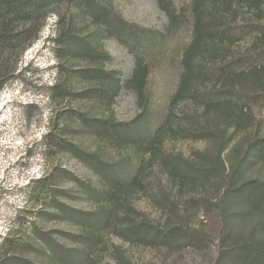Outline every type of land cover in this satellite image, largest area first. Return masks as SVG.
<instances>
[{
  "label": "trees",
  "instance_id": "1",
  "mask_svg": "<svg viewBox=\"0 0 264 264\" xmlns=\"http://www.w3.org/2000/svg\"><path fill=\"white\" fill-rule=\"evenodd\" d=\"M75 1L96 25L131 52L138 44L137 36L146 35L101 0ZM58 2L62 0H0V92L15 77L21 57L37 40ZM159 3L170 24L166 34L150 49L151 57L173 59L181 68L177 89L162 110L155 108L148 90L150 67L145 56L134 54L135 68L131 77L123 81L116 72L101 65L109 55L99 42L80 37L73 26L63 32L59 28L56 43L64 47L68 57L80 59L85 66L68 72L63 85L50 88L53 102L58 97L61 103L68 101L78 83L89 86L76 95L84 96L81 103L111 108L125 88L136 92L139 113L129 122L82 113L73 116L79 125L76 133L93 139L97 144L95 151L57 140L49 133V147L71 152L96 177L93 183L72 176L86 200L94 203L91 211L67 205L52 208L77 230L67 237L80 249H69L45 234L40 237L41 250L31 246L40 262L17 254L6 258L10 247L28 249L15 243L12 231L0 247L4 254L1 257L0 253V264H89L96 256V247L111 232L129 242L164 246L188 228V213L195 204L189 191H205L211 176L224 184L222 201L217 207L225 220L231 217L227 215L229 205L245 206L243 216H264V180L244 178L252 167L264 166V0H192V28L180 52L179 43L186 41L187 15L173 0ZM243 42L246 51H235V46ZM184 102L192 103L194 108L181 120L176 109ZM168 140L215 142L218 148L213 155L203 152L197 161H191L181 154H169ZM235 141L233 163L227 169L221 154ZM148 169L157 171L161 178H152ZM162 179L183 199L178 227H170L169 216L164 229L156 227L146 212L136 206L141 194L150 197L155 205L158 201L169 203L167 192L161 187ZM62 194L66 197L68 191ZM188 239L193 241L190 235ZM227 257L231 264H264V242L236 243Z\"/></svg>",
  "mask_w": 264,
  "mask_h": 264
},
{
  "label": "rangeland",
  "instance_id": "2",
  "mask_svg": "<svg viewBox=\"0 0 264 264\" xmlns=\"http://www.w3.org/2000/svg\"><path fill=\"white\" fill-rule=\"evenodd\" d=\"M101 1L114 8L127 23L146 34L136 35L138 44L133 46V52L112 34L105 32L102 26L96 25L75 0H62L54 5L37 40L21 57L15 77L0 92V247L13 231L15 243L28 248L19 251L10 247L6 258L17 254L40 262L33 255L35 253L31 246L41 250L40 237L45 234L69 249H80L67 237L74 235L77 230L64 221L60 214H55L52 208L67 205L91 211L94 203L86 200L72 176L93 183L96 177L71 152L49 147V133L52 132L57 140L81 144L95 151L97 144L93 139L76 133L79 125L73 121V116L82 113L129 122L139 113L136 92L125 88L119 92L111 108L93 102L81 103L84 96L76 95L84 93L89 86L78 83L71 91L74 96L68 101L61 103L58 97L53 102L50 88L57 84L63 85V78L68 72L85 66L80 59L68 57L64 47L56 43L59 28L63 32L73 26V31L80 37L99 42L109 55V59L101 65L107 71L116 72L123 81L131 77L135 68L134 54L145 56L150 67L148 90L156 109L165 108L177 89L181 74L178 61L165 58L154 60L151 57L150 49L157 45L161 35L166 34L170 24L159 0ZM173 1L187 15L186 41L179 43L180 52L187 44L192 28V0ZM235 25H240V22ZM245 45L243 42L234 49L246 51ZM193 108L192 103L184 102L176 112L184 120V115ZM236 145L237 141L228 144L221 154L227 169L233 163ZM166 148L171 155L181 154L186 159L197 161L199 154L206 152L213 155L218 146L215 142L168 140ZM148 173L152 178L160 177L155 170L148 169ZM244 176L264 180V166L252 167ZM47 177L49 181L37 184ZM162 180L161 187L166 190L169 203L165 205L158 201L155 205L150 197L141 194L136 206L146 212L156 227L164 229L168 216L171 218L168 221L170 227H178L183 199ZM156 181L158 184L159 181ZM207 183L205 191L202 188L189 191V197L194 198L192 204H195L188 213V228L182 233L179 231L168 244L152 247L140 242H129L111 232L105 234L103 243L96 247V256H92L89 264H231L227 253L234 244L250 240L264 242V216L258 213L243 216L241 212L247 209L245 206L229 205L227 215L231 217L225 220L217 207L222 201L224 184L215 176L207 179ZM64 190L68 191L66 197L62 194ZM188 235L193 241H189ZM0 253L2 257L4 254Z\"/></svg>",
  "mask_w": 264,
  "mask_h": 264
}]
</instances>
